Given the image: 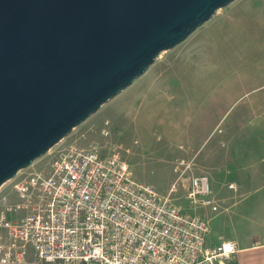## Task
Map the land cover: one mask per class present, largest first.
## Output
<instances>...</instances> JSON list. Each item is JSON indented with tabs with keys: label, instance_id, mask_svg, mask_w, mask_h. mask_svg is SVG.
Wrapping results in <instances>:
<instances>
[{
	"label": "rangeland",
	"instance_id": "374dc122",
	"mask_svg": "<svg viewBox=\"0 0 264 264\" xmlns=\"http://www.w3.org/2000/svg\"><path fill=\"white\" fill-rule=\"evenodd\" d=\"M70 147L118 152L137 184L206 220L207 247H216L223 230L241 227L240 213L229 208L257 190L264 171V0L220 10L26 172H47ZM200 175L210 178L218 212L187 199Z\"/></svg>",
	"mask_w": 264,
	"mask_h": 264
},
{
	"label": "water",
	"instance_id": "95a60500",
	"mask_svg": "<svg viewBox=\"0 0 264 264\" xmlns=\"http://www.w3.org/2000/svg\"><path fill=\"white\" fill-rule=\"evenodd\" d=\"M236 0H0V189Z\"/></svg>",
	"mask_w": 264,
	"mask_h": 264
},
{
	"label": "built area",
	"instance_id": "2783aa9c",
	"mask_svg": "<svg viewBox=\"0 0 264 264\" xmlns=\"http://www.w3.org/2000/svg\"><path fill=\"white\" fill-rule=\"evenodd\" d=\"M26 170L0 189V264H214L237 253L231 241L206 247L209 223L137 184L118 152L70 147L47 172ZM189 187L192 205L219 211L208 176Z\"/></svg>",
	"mask_w": 264,
	"mask_h": 264
},
{
	"label": "crops",
	"instance_id": "0c3cea01",
	"mask_svg": "<svg viewBox=\"0 0 264 264\" xmlns=\"http://www.w3.org/2000/svg\"><path fill=\"white\" fill-rule=\"evenodd\" d=\"M258 169L264 170V165L258 166ZM257 186L254 193L249 192L241 196L242 198L229 208L234 213H240L241 227L223 230L222 241L217 245L225 241L236 243L237 253L232 256L235 264H264V171L262 177L257 179Z\"/></svg>",
	"mask_w": 264,
	"mask_h": 264
}]
</instances>
